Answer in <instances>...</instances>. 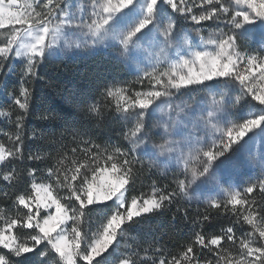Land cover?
I'll use <instances>...</instances> for the list:
<instances>
[{
    "label": "snow or ice",
    "instance_id": "6c2138e0",
    "mask_svg": "<svg viewBox=\"0 0 264 264\" xmlns=\"http://www.w3.org/2000/svg\"><path fill=\"white\" fill-rule=\"evenodd\" d=\"M5 29L0 81L19 88L5 89L0 111L14 128L0 142V198L11 202L0 204V264H264V176L225 187L218 171L264 141V0H0ZM110 46L136 79L105 86L108 116L96 103L87 112L121 122V140L66 128L33 150L27 140L45 139L27 128L41 66ZM198 93L210 103H180ZM250 162L264 169V157ZM181 199L206 206L190 216ZM174 206L193 230L175 254L126 243L129 228ZM220 217L230 223L209 230Z\"/></svg>",
    "mask_w": 264,
    "mask_h": 264
},
{
    "label": "trees",
    "instance_id": "16d2710c",
    "mask_svg": "<svg viewBox=\"0 0 264 264\" xmlns=\"http://www.w3.org/2000/svg\"><path fill=\"white\" fill-rule=\"evenodd\" d=\"M18 69L19 65H17ZM135 79L122 62L107 58L104 54H98L89 59L49 60L41 66L39 78L32 82L33 103L31 115L27 121L29 133L35 131L38 134H43L45 139L27 140L26 143L31 145L33 150L37 147H45L47 139L52 134H56V138L59 140L60 134L66 128H80L101 144L118 143L121 140V122L111 117L96 120L88 115L87 109L89 105L96 103L105 116H108L105 108L108 102L103 97L105 86L131 83ZM18 88V78H11L5 84V89L8 91ZM9 103L6 99L1 102L2 111L7 110ZM42 116L48 117V119H42ZM12 130H14L13 125L8 122L7 118H1L0 142L7 143L4 133ZM63 142L73 146L71 137L68 135L63 137ZM154 178L163 185L172 179V174L167 171L157 172ZM149 185L150 181L145 180L144 186L139 191L149 192ZM4 187V183L0 182V189ZM10 203V201L5 202L0 198V204L6 206ZM179 206L187 207L190 216H193L197 209L203 211L206 205L186 202L181 199ZM173 213H175V206L171 211L143 218L140 226L129 228L126 243L135 246L137 242H140L143 247H148L149 244L158 241L167 245L168 249L175 254L179 250V246L191 238L193 230L189 224L183 221L179 213H175L177 219L173 221ZM228 223L230 221L227 217H220L209 230L217 231L218 226H226ZM244 227L246 229V226ZM31 264H37L36 258L32 259Z\"/></svg>",
    "mask_w": 264,
    "mask_h": 264
},
{
    "label": "rangeland",
    "instance_id": "374dc122",
    "mask_svg": "<svg viewBox=\"0 0 264 264\" xmlns=\"http://www.w3.org/2000/svg\"><path fill=\"white\" fill-rule=\"evenodd\" d=\"M21 2H23V0H21ZM178 24L181 27H185V22L183 21L182 18L178 19ZM4 31H6V29L0 30V32H4ZM2 39H3V36H0V40H2ZM259 39H260V35H259V32H257L254 35L252 41L250 42V47H252V48L257 47L258 43H259ZM98 54H104L107 58H113V59L119 60L120 62H122L125 65L126 69L129 71V73L135 77L132 69L129 68V66L121 58H119L118 53H117V49L115 47L110 46L108 48H98V49H95L91 52L77 54V55L70 54V55L64 56L62 58L89 59V58L96 56ZM62 58H53V59L56 60V59H62ZM17 65H19V63ZM0 75H2V74H0ZM11 78L17 79V77H15V76H9V77H7L6 81H0V111H2L1 102L5 99L7 100V98L4 94L5 84ZM212 91H216V90L213 89ZM236 94H238V93L232 94L230 98H234V95H236ZM205 101L210 103V96H208L205 93H198V94H195L194 96L182 97L180 103L182 105L185 103L201 104V103H204ZM237 115L245 116V115H247V112L244 108L241 107L238 110ZM1 118L5 119V117H0V119ZM261 157H264V141H260V140L250 141L246 150L241 152V153H238L233 158L232 164L228 167L227 170L223 166L218 170L221 177H222V182L224 183V186L225 187L228 186V183H227L228 181H231L232 183L236 184L237 186H245L249 182V180H256V179L264 176V169H261V167L259 166L258 163L253 164L250 162L252 160V158L259 160ZM191 202H197V201H191ZM197 203H203L206 205V201H204V200H201L200 202H197ZM245 226L247 229L248 226L247 225H245ZM6 251L7 250H3L2 248H0V252L6 253ZM19 259H21V258H19Z\"/></svg>",
    "mask_w": 264,
    "mask_h": 264
}]
</instances>
